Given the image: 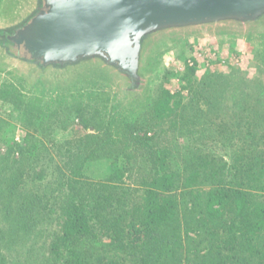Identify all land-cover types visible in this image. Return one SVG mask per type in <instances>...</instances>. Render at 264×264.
I'll return each mask as SVG.
<instances>
[{
  "label": "rangeland",
  "instance_id": "rangeland-1",
  "mask_svg": "<svg viewBox=\"0 0 264 264\" xmlns=\"http://www.w3.org/2000/svg\"><path fill=\"white\" fill-rule=\"evenodd\" d=\"M15 67L0 60V264H53L46 244L73 168L91 181L124 172L134 192L159 159L182 175L204 155L230 164L249 124L264 131V31L216 29L156 47L140 94L125 102L102 72L52 86ZM165 92L181 106L159 118ZM13 176L22 185L9 198ZM22 198L36 208L25 234L5 209Z\"/></svg>",
  "mask_w": 264,
  "mask_h": 264
},
{
  "label": "trees",
  "instance_id": "trees-1",
  "mask_svg": "<svg viewBox=\"0 0 264 264\" xmlns=\"http://www.w3.org/2000/svg\"><path fill=\"white\" fill-rule=\"evenodd\" d=\"M180 106L165 92L154 111L161 118ZM247 130L230 164L204 155L182 175L159 159L134 192L124 172L91 181L73 168L48 257L53 264H264V131ZM21 185L11 177L6 197ZM21 201L5 209L14 232L25 234L36 208Z\"/></svg>",
  "mask_w": 264,
  "mask_h": 264
},
{
  "label": "water",
  "instance_id": "water-1",
  "mask_svg": "<svg viewBox=\"0 0 264 264\" xmlns=\"http://www.w3.org/2000/svg\"><path fill=\"white\" fill-rule=\"evenodd\" d=\"M52 2L47 18L29 30L31 39H21L32 59L67 64L98 58L134 80H143L148 54L175 38L216 29L264 31V0Z\"/></svg>",
  "mask_w": 264,
  "mask_h": 264
},
{
  "label": "flooded vegetation",
  "instance_id": "flooded-vegetation-1",
  "mask_svg": "<svg viewBox=\"0 0 264 264\" xmlns=\"http://www.w3.org/2000/svg\"><path fill=\"white\" fill-rule=\"evenodd\" d=\"M52 3V0H0V60L14 62L16 70L32 77L37 85L58 86L78 75L102 72L112 78L122 102L138 97L144 85L141 77L134 80L130 73L104 65L98 58L49 64L30 57V47L22 48L21 39L27 41L30 38L29 30L47 18Z\"/></svg>",
  "mask_w": 264,
  "mask_h": 264
}]
</instances>
